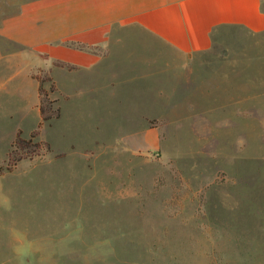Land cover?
<instances>
[{"label": "rangeland", "instance_id": "rangeland-1", "mask_svg": "<svg viewBox=\"0 0 264 264\" xmlns=\"http://www.w3.org/2000/svg\"><path fill=\"white\" fill-rule=\"evenodd\" d=\"M54 3L22 75L0 76V264H264V66L239 64L258 40L182 57L116 20L140 0L73 2L56 24ZM36 131L50 152L9 171Z\"/></svg>", "mask_w": 264, "mask_h": 264}, {"label": "crops", "instance_id": "crops-1", "mask_svg": "<svg viewBox=\"0 0 264 264\" xmlns=\"http://www.w3.org/2000/svg\"><path fill=\"white\" fill-rule=\"evenodd\" d=\"M78 1L113 0H0V76L6 77V82L9 77L22 75L26 34H35L36 27L40 25L43 14L41 3L55 2L49 17L50 22L54 19L56 24L62 13L73 12L72 3ZM140 1L144 2L140 8L129 14L120 13L116 20L122 25L129 22L140 27L182 57L212 52L227 57L233 50H238L236 44L227 40L228 34L230 36L233 30H242L258 41L256 50L242 55L239 64L264 66V0ZM58 2L64 3L60 9ZM94 25L105 26L100 23ZM74 31L77 30L69 29L64 36H60V40L67 42L70 35L74 39ZM54 40L58 42L57 34ZM246 49H249V45Z\"/></svg>", "mask_w": 264, "mask_h": 264}, {"label": "trees", "instance_id": "trees-1", "mask_svg": "<svg viewBox=\"0 0 264 264\" xmlns=\"http://www.w3.org/2000/svg\"><path fill=\"white\" fill-rule=\"evenodd\" d=\"M39 85V93L41 96V118L43 122H47L54 118L59 111H52L47 106L51 105L47 91L44 88L45 80L41 77H37ZM58 116V115H57ZM39 132H34L28 139L22 137V133L19 132L17 138L15 139L11 151L8 154V170L12 171L16 165L28 159H34L41 155L47 154L51 150V145L48 142L39 140Z\"/></svg>", "mask_w": 264, "mask_h": 264}]
</instances>
